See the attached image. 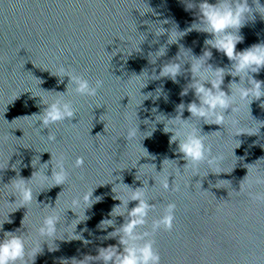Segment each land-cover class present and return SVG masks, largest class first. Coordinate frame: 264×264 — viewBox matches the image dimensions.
<instances>
[{
  "label": "water",
  "instance_id": "obj_1",
  "mask_svg": "<svg viewBox=\"0 0 264 264\" xmlns=\"http://www.w3.org/2000/svg\"><path fill=\"white\" fill-rule=\"evenodd\" d=\"M249 3L254 7L252 0ZM260 3L264 6V0ZM139 11L148 13L140 15ZM194 11H185L182 0H0V222L15 207L8 204L15 197L9 196L7 184L17 172L30 179L39 170L31 184L33 202L10 213L12 222L4 223L3 231L19 229L17 234L28 241L29 248L42 244L38 228L49 212L44 205L54 206L57 199L61 216L57 237L65 238L55 241L56 251L50 252L44 244L34 264H67L65 260L96 255L98 247L117 245L118 239H104L113 228L97 227L102 219L112 218L111 209L120 203L112 198L115 183L121 194L127 191L123 183L133 189L144 185L147 199L155 205L149 225L168 203L176 204L173 230L161 229L153 237L161 264H264V200L248 195H264V183L256 182L258 177L264 178V97L250 106L247 101L238 102L237 111L231 114L227 110L223 127L191 118L187 105L196 99L194 92L180 93L191 83V54L201 56L204 41L212 37L192 31L177 43L167 44V33L154 34L163 20L169 21L163 24L165 29L174 30L176 25L178 31L185 30L196 21ZM253 15L239 31L243 39L236 45L237 51L264 43V15ZM161 46H166L165 55L150 63V54ZM210 50L208 63L226 70L222 88L229 92L228 85L239 82V77L228 74L232 61L216 49ZM179 51L185 63L175 82L167 77L150 78L140 89L142 78L135 75L146 71L149 77L158 76L163 64L180 62L176 60ZM61 67L93 85L102 80L103 86L94 97L71 89L65 94L76 115L52 126L56 140L50 142L49 130L40 129V122L30 117L44 107L32 95L51 99L59 95L56 92L66 91L68 78L59 83L50 74H59ZM250 75L264 81V68ZM144 96L148 99L143 100ZM181 103L185 105L182 119H190L188 124L200 130L211 156L218 158L211 168L202 162L184 169L186 161L177 152V144L169 143L171 133L163 132L164 123H157L153 134L143 138L156 115L174 118ZM137 123L140 135L126 139L128 129ZM238 132L243 134L237 136ZM77 158L83 159L79 167ZM61 159L67 182L48 189L50 182L44 183L40 177L45 171L51 176L50 163ZM47 162L48 168L43 165ZM167 178L170 187L165 191L161 184ZM93 189L92 198L102 200L85 210L89 219L75 229L90 242L68 241L76 219L68 209L83 218L87 206L82 196ZM74 200L81 203L74 206ZM136 203L132 201L128 207ZM123 222V217H115L116 227Z\"/></svg>",
  "mask_w": 264,
  "mask_h": 264
},
{
  "label": "clouds",
  "instance_id": "obj_2",
  "mask_svg": "<svg viewBox=\"0 0 264 264\" xmlns=\"http://www.w3.org/2000/svg\"><path fill=\"white\" fill-rule=\"evenodd\" d=\"M182 2L185 11L195 10L193 14L196 17V21L185 30L178 31L176 25L174 30L173 27L170 30L165 29L163 24H167L169 21L163 20L158 22L159 30L154 32V34L156 37H159L167 33V44L177 43L179 39L192 31L211 35V39L204 41L206 48L201 56L197 58L191 54L194 58L190 61L191 83L180 94L181 96L187 95L189 89L194 92L196 99L187 105V111L191 114V118L202 119L205 124H215L223 127L226 118L225 112L227 110L230 109L231 114L237 111L236 105L238 102L247 101L248 106H250L254 100H260L261 97H264V81L257 80L250 75V73H259L264 68V43L252 45L243 51L236 50V45L243 39L239 35L240 29L247 21L254 19V12L259 13L262 17L264 15V6L261 5L260 0H252L254 7L250 6L249 0H215L214 3L210 2V0H182ZM139 13L140 15H145L148 12L146 11L141 14L139 11ZM181 48L183 47L181 46ZM210 49H216L218 52L223 53L229 61H232L228 74L232 77H239V82H231L228 85L229 92H225L222 88L226 70L224 68L214 69L208 63L212 57ZM184 50L191 53L190 49ZM165 53L166 46H161L154 55L150 54V63L154 64ZM176 60L180 62L169 61L163 64L160 67L158 76L154 74L152 77H149L146 71L140 75H135L138 78H142L143 86L140 89L146 86L147 80L150 78L160 79L167 77L175 82L176 77L181 74L182 66L185 63L181 62L180 51ZM50 74L58 77L59 83H63L64 77L68 78L66 91L56 92L59 95L51 99L40 95H32L33 97H39V103L44 105V107L39 114H34L30 117H35L36 122H40V129L47 128L49 130L47 139L50 142H54L56 137L50 130L52 126L64 121H71L76 115L71 102L64 98L65 94L71 89V91L81 96L94 97L97 94V90L103 86V81L98 79L95 85H93L88 79L63 67L59 69V74H53L52 72ZM156 95L157 97L160 95V90H157ZM144 97L143 100L148 99V96ZM261 106L264 107V103ZM184 110L185 105L181 103L177 106L176 111L178 114L174 118L156 115L155 120L151 123V130L143 133V138L150 137L153 134L157 123H164L163 132L171 133L169 143L177 144V152L182 154V159L186 161L184 169L189 166L196 168L202 162H206L211 168L216 164L218 158L211 156V149L206 147L200 130L188 124L190 119H182ZM152 111L155 113L156 109ZM135 115L137 119V114L135 113ZM144 123L148 124L149 121L145 120ZM138 134L140 135L137 123L135 127L128 129L126 139H135ZM240 134H243V132H238L237 136ZM145 151L147 152L146 149ZM52 160L53 157L51 155L50 161ZM49 162L43 165H47L48 168ZM75 163L79 167L82 165L83 159L77 158ZM50 164L52 165L51 176L46 175L45 171L40 177L41 181L44 183L50 182L48 189L64 185L67 182L68 173L62 159L59 162ZM13 168L15 169L14 165ZM38 172L39 170L34 171L30 179L21 177L19 172H17L16 178L10 184H7L10 189L9 196L15 197V200L12 202H9L8 199V204L15 207L8 213L7 219L0 222V232H3L2 237H0V264H34L37 255L42 252L44 244H47L48 250L51 252L57 250L56 240H65L63 237H57V225L61 222V216L57 209V199L54 206L44 205L49 212L45 215L38 228V234L43 238L42 244L29 248L28 241L23 236L17 234L19 229L15 232L3 231V224L12 222L9 218L10 213H14L20 208H26L33 202L34 193L31 184ZM256 182L264 183V178L258 177ZM116 184L119 183L113 184L111 189L114 193L112 198L118 200L120 203L114 205L111 209L109 216L112 218L102 219L97 227L100 230L113 228L114 230L108 232L104 239H118V244L98 247L96 255H84L82 259L72 258L70 261L65 260L67 264H161V257L154 247L155 240L153 237L161 229L165 231L173 230L176 204L174 202L168 203L159 218L153 219L149 225V213L155 208V205L147 199L144 185L133 189L123 183L127 191L121 194L117 192ZM161 187L165 191L169 189V178L162 182ZM239 190L243 191V185H240ZM93 191L94 189L82 196V203L87 206L84 209L83 218L77 216L71 208L68 209L76 216L73 231L66 238L68 241L81 240L85 245L90 242L85 240L82 234L76 233L75 229L78 224L89 219L85 215V210L102 200L100 196L93 199ZM248 195L254 200H264V195L262 194L249 193ZM132 201L137 203L134 207L129 208L128 205ZM79 203L81 201H73L74 206ZM115 217L124 218V222L119 227L115 226ZM21 224H23V220ZM140 229L143 230L141 231Z\"/></svg>",
  "mask_w": 264,
  "mask_h": 264
}]
</instances>
